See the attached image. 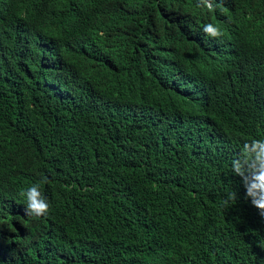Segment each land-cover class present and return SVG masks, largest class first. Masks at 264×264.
<instances>
[{
    "label": "trees",
    "instance_id": "trees-1",
    "mask_svg": "<svg viewBox=\"0 0 264 264\" xmlns=\"http://www.w3.org/2000/svg\"><path fill=\"white\" fill-rule=\"evenodd\" d=\"M209 2L0 0V264H264V0Z\"/></svg>",
    "mask_w": 264,
    "mask_h": 264
},
{
    "label": "clouds",
    "instance_id": "clouds-1",
    "mask_svg": "<svg viewBox=\"0 0 264 264\" xmlns=\"http://www.w3.org/2000/svg\"><path fill=\"white\" fill-rule=\"evenodd\" d=\"M201 5L209 11H213V5L209 0H201ZM203 32L211 37H221L223 31L220 27L208 23L203 26ZM232 172L241 177L245 188V195L251 200V204L259 210L264 217V140H252L245 142L241 152L232 161ZM48 183L47 177L38 183H33L27 189H22L20 195L26 200L25 214L31 217H44L49 213V202L41 192V184ZM237 194L230 191L224 200L227 206L230 201H236Z\"/></svg>",
    "mask_w": 264,
    "mask_h": 264
}]
</instances>
